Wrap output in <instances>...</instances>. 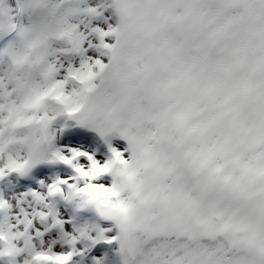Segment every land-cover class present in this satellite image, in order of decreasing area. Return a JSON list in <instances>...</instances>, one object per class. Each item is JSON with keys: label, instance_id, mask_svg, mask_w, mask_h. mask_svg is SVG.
Returning a JSON list of instances; mask_svg holds the SVG:
<instances>
[{"label": "snow or ice", "instance_id": "snow-or-ice-1", "mask_svg": "<svg viewBox=\"0 0 264 264\" xmlns=\"http://www.w3.org/2000/svg\"><path fill=\"white\" fill-rule=\"evenodd\" d=\"M82 2L0 0V77L7 68L16 94L31 97L32 113L18 125L14 105L0 102V125L31 129L29 139L45 149L51 124L63 117L91 122L95 131L101 124L113 128L126 156L110 147L111 162L98 164L69 149L67 156L52 152L47 162L87 178L68 190L102 194L97 213L115 220L119 233L106 239L95 229L89 249L69 250L70 233L46 202L64 197L60 180L44 194L31 193L39 209L30 215L21 209L14 224L0 229V257L24 252L23 264H31L40 253L49 264L55 257L69 264L103 243L116 245L111 264H264V0H105L99 11L80 8ZM105 7L116 18L107 30L88 28L82 19L70 23L99 16ZM50 33L59 36L55 52ZM73 56L79 57L75 66ZM85 71L82 82L78 74ZM50 103L62 106L55 119ZM78 157L86 166H73ZM35 164L0 165V177ZM113 174L127 183V199L111 182L93 183ZM49 216L43 233L55 229L56 236L37 249L28 230L33 219ZM58 243L67 250L54 252Z\"/></svg>", "mask_w": 264, "mask_h": 264}, {"label": "rangeland", "instance_id": "rangeland-1", "mask_svg": "<svg viewBox=\"0 0 264 264\" xmlns=\"http://www.w3.org/2000/svg\"><path fill=\"white\" fill-rule=\"evenodd\" d=\"M105 5V0H83L79 5L80 8H96L98 11ZM111 14V18L110 17ZM83 20L88 25V28L99 27L102 30H107V26H115L116 18L113 10L105 7L104 11L96 17H77L70 20V23H77L78 20ZM107 21V24H105ZM84 23L79 24V28L87 33L88 28L84 27ZM92 42L96 43L95 36L91 37ZM105 42H109L105 38ZM55 46V44L53 45ZM73 65L79 62L78 56L69 58ZM103 60V58H101ZM52 140L46 147L45 155L40 163L33 165L26 173H8L0 179V202H3L6 207L0 209V229L5 228L7 224H14L13 217L21 215L20 210H24V214L30 215L34 208L39 209L40 205L36 204L31 196L32 192L44 194L48 185L64 180L65 184L58 185L62 189V193L68 192V185H75L76 188L82 187L88 182L87 178L72 179L75 176L72 166H66L62 163H48V159L52 152H60L63 155H70L69 149L83 151L92 155L93 159L98 164H102L104 160L110 156L108 149L114 148L122 151L126 147L124 140L120 139L116 133L101 138L99 134L89 128L76 123L73 119H57L50 126ZM126 156L127 153L123 152ZM73 166H86L87 162L84 157H78L72 162ZM111 177L108 175L97 178L93 183H103L109 185ZM52 208L55 217L62 221V227L65 232L72 233L74 224H89L95 225L96 229L105 233L106 239L113 238L117 229L114 222L104 220L98 215L95 210H89L80 213H73L72 204L64 201L62 196H56L47 200ZM52 217L49 216L45 222H40L33 219V224L28 230V235L33 237L31 243L37 249L46 248L49 241L56 236V230L52 229L48 233H43L44 227L51 223ZM22 229V225L20 226ZM40 231L41 237H35V232ZM95 235V232L92 233ZM17 247L23 246V241L16 242ZM4 247L0 244V249ZM77 250H85V246L81 244L75 245ZM54 252L66 251V246H61L59 243L53 246ZM116 251V245L97 244L90 251H84L82 256H73L69 264H92L94 259H104L105 264H111ZM26 259V253L22 252L14 257H0V264H23Z\"/></svg>", "mask_w": 264, "mask_h": 264}, {"label": "clouds", "instance_id": "clouds-1", "mask_svg": "<svg viewBox=\"0 0 264 264\" xmlns=\"http://www.w3.org/2000/svg\"><path fill=\"white\" fill-rule=\"evenodd\" d=\"M52 43V51L55 52L59 48V36L50 33ZM55 44V46H53ZM98 54L103 55V50L100 48H94ZM4 80V83L0 85V102L5 105L7 109L9 104L12 103L14 105L12 118L19 125L23 123L27 117H29L32 113L28 110L27 105L31 103V97L19 96L16 94L15 85L10 79V73L6 68L4 70L3 77H0ZM78 79L82 82L87 81L88 73L87 71L79 73ZM7 88L8 92L11 93V101L9 100V95L5 93L4 89ZM78 97L73 98V103L75 104ZM48 110L52 113L51 119H55L57 116H60L62 111V106L57 104H49ZM62 119H72L70 117H63ZM85 127H91V122H85ZM97 133L101 138L105 136H109L114 132L113 128L105 126V125H96ZM31 129L28 131H22L19 128L13 127L11 122L0 125V165L4 167H9V165L14 161L24 160L31 161L32 164H35L36 161L41 160L43 158V153L46 151L45 148H42L39 143L32 141L29 139L31 135ZM102 134V135H101ZM111 157L108 156L106 160L111 162ZM26 168L22 174L26 173L29 169ZM78 175L72 177L75 181L76 179H80ZM111 183L114 184L117 189L124 195L125 199L128 198V188L127 183L116 174H113L111 177ZM64 201L72 204L73 213H80L89 210H95L97 212L98 209L101 208L99 201L102 199V194L87 192V193H73L70 189L67 193H65L63 197ZM125 209L126 213L130 210ZM114 222L115 228H117V232L119 233L118 226ZM95 225L89 224H74L73 231L70 233L69 237L66 240V243L69 246V250L74 251L75 245L81 244L85 246V250L91 247V241L88 239V234L90 232L95 231ZM56 264H63V260L59 257L52 258ZM31 264H49V257L43 254L38 253L36 256L32 258Z\"/></svg>", "mask_w": 264, "mask_h": 264}]
</instances>
